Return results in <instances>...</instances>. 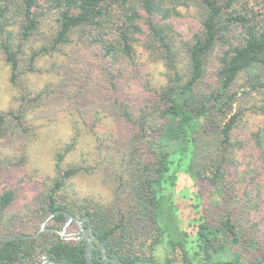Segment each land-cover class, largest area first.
I'll list each match as a JSON object with an SVG mask.
<instances>
[{
    "label": "trees",
    "instance_id": "1",
    "mask_svg": "<svg viewBox=\"0 0 264 264\" xmlns=\"http://www.w3.org/2000/svg\"><path fill=\"white\" fill-rule=\"evenodd\" d=\"M187 16L196 23L189 36L179 24ZM48 18L51 40L32 49L25 67L24 47ZM67 47H77L88 66L90 90L116 109L110 136L119 146L110 147L105 169L118 166L113 181L129 206H78L62 194L85 168L63 167L80 142L76 125L56 153L52 186L28 212L12 211L17 189L4 186L0 236L34 235L40 220L70 209L90 215L96 235L124 262L264 264V0H0V49L13 83L37 71L39 57ZM154 66H163V79ZM20 107L0 111V143L23 138L19 158L16 151L6 157L13 166L29 160L22 148L31 108ZM248 115L263 119L249 123ZM86 126L97 137L96 122ZM60 218L52 219L62 225ZM141 227L146 238L155 234L136 254L126 241ZM85 251L83 242L43 233L0 241V264H85Z\"/></svg>",
    "mask_w": 264,
    "mask_h": 264
},
{
    "label": "rangeland",
    "instance_id": "2",
    "mask_svg": "<svg viewBox=\"0 0 264 264\" xmlns=\"http://www.w3.org/2000/svg\"><path fill=\"white\" fill-rule=\"evenodd\" d=\"M254 2L255 0H251V3ZM179 24L185 36H189L196 29L195 21L189 16L181 19ZM53 30V21L48 18L41 25L40 30L28 41L24 47L25 54L20 57L25 67L26 59L32 49L48 44ZM77 49V47H67L54 55L39 57L38 70L26 72L17 83L11 81L10 65L0 49V111L15 110L22 105V101L31 108L29 123L25 126L27 143L22 148V150L27 148L26 154L29 155V160L21 165L13 166L14 159L11 165L8 164L6 158L10 151L13 153L16 151L19 158L22 153L19 149L23 138L14 140L7 136L6 141L3 140L0 143V161L4 164L0 175V192L6 184H14L18 197L12 209L13 212L17 211L21 214L28 212L26 205L37 201L42 192L52 186V179L56 175L54 170L56 153L71 141L76 134V125L82 130V135L79 137L80 142L73 152L66 156L63 167L70 163L78 165L83 163L85 168L82 173L68 180L62 194L67 197L68 201H75L78 206L92 203L117 205L116 212L120 208L126 209L129 206L124 205L127 203L125 194L118 197V182L114 183L115 177L119 176L118 166L116 164L111 166L109 174L105 169L107 152L110 147L117 149L119 146L116 137L110 136L115 131L116 109L99 95V92L90 90L88 66L80 61ZM149 70L158 80L163 79L160 74L163 66L159 68L154 66ZM46 88L48 90L44 91V98L34 102L33 99L38 97V93ZM23 95L25 99H22ZM257 97L260 98V96ZM27 100L31 102L27 103ZM262 119V116H247L249 123L259 122ZM86 121L96 122L95 129L97 134L99 133L97 137L87 129ZM117 217L120 218L119 215ZM36 218L35 215L31 217L33 220ZM43 223H46L43 233L47 235H53L47 227L57 226L61 229L64 225L58 224L52 218L40 220L39 227ZM76 231L75 224L68 226L63 235L64 241H74ZM146 232L145 228L141 227L140 236L134 235L135 238L127 239L130 252L142 253L141 246H139L142 241L146 239L145 245H147L153 240L155 233L153 232L152 236L146 238Z\"/></svg>",
    "mask_w": 264,
    "mask_h": 264
},
{
    "label": "water",
    "instance_id": "3",
    "mask_svg": "<svg viewBox=\"0 0 264 264\" xmlns=\"http://www.w3.org/2000/svg\"><path fill=\"white\" fill-rule=\"evenodd\" d=\"M63 213L66 216V225L63 228V230L58 231V233H60V235H64L66 233V228L69 224L76 222L79 226H80V230L81 233L83 234V236L85 237V239L87 240V252H86V256L88 259V264L92 263V255H93V250L95 248L101 249L102 252L104 253L105 256V261L108 264V259H107V247L105 245V243L100 240L97 236H94L92 239L89 237L90 234L92 233V231H86L83 227L84 224V220L78 219L77 217H75L74 215H72L70 212L64 210V209H60L58 210L56 213H54L50 218ZM49 218V219H50ZM45 225L46 223H43L42 228L34 235H30V234H21V235H15V234H11L8 236H0V241H9V240H17V239H25V238H38L42 235V233L45 230ZM97 241L99 243V247L95 245V243L93 242ZM117 262V264H133L130 262H124L122 260L116 259L115 260ZM43 264H61L60 262L56 261V260H47L46 263Z\"/></svg>",
    "mask_w": 264,
    "mask_h": 264
},
{
    "label": "flooded vegetation",
    "instance_id": "4",
    "mask_svg": "<svg viewBox=\"0 0 264 264\" xmlns=\"http://www.w3.org/2000/svg\"><path fill=\"white\" fill-rule=\"evenodd\" d=\"M64 210H66V211H68V212H70L72 215H74L75 217H77L78 219H81V220H84V224H83V227H84V229L86 230V231H92V233L90 234V238L92 239L94 236H97L96 235V233L94 232V228H93V225H92V218H91V216L90 215H84V216H82V217H79V216H77V215H75L74 213H73V211L72 210H70V209H64ZM58 211V210H57ZM56 211V212H57ZM56 212H53V213H51L50 214V216H52L54 213H56ZM59 215H63V217H64V220H63V218H60L61 220V222H62V220L64 221V226H63V228L65 227V225H66V216H65V214H63V213H60V214H58V215H56V216H54V217H52V218H55V217H57V216H59ZM71 224H75L76 226H77V231L74 233L76 236L75 237H73V240H74V242H76V243H79V242H83L84 244H85V248H86V251H85V255H86V252H87V240L85 239V237L83 236V234L81 233V230H80V226L76 223V222H73V223H71ZM71 224H69L68 226H70ZM67 226V227H68ZM42 228V227H41ZM40 228V229H41ZM39 229V230H40ZM38 230V231H39ZM47 230H49V231H52L53 233H56V234H58L62 239H63V236L62 235H60V233H58V231H60V229H58L57 227H47ZM63 230V229H62ZM66 231H67V228H66ZM98 237V236H97ZM99 238V237H98ZM100 239V238H99ZM101 240V239H100ZM93 242L95 243V245L96 246H98L99 247V243L97 242V241H94L93 240ZM107 259H108V264H117V262L115 261L116 259H119V260H121L120 258H118L113 252H111L110 250H109V248H107ZM47 260H52V259H47ZM61 264H64V263H61ZM85 264H88V259H87V256H86V263ZM91 264H107L106 263V261H105V256H104V253L102 252V250L101 249H98V248H95L94 250H93V255H92V263Z\"/></svg>",
    "mask_w": 264,
    "mask_h": 264
}]
</instances>
